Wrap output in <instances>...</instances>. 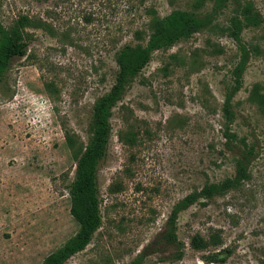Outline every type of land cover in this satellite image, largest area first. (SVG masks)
Listing matches in <instances>:
<instances>
[{"label": "rangeland", "instance_id": "obj_1", "mask_svg": "<svg viewBox=\"0 0 264 264\" xmlns=\"http://www.w3.org/2000/svg\"><path fill=\"white\" fill-rule=\"evenodd\" d=\"M192 2L0 0L5 26L31 19L27 53L0 80V264H41L77 232L69 185L93 105L114 82L116 52L146 43L154 13ZM247 2L261 25L241 31L250 59L237 86L240 52L228 29ZM196 12L213 23L155 51L114 106L98 172L102 224L64 264H264V106L251 99L256 84L264 93V0L209 1ZM128 128L138 133L133 146L119 138ZM240 164L239 186L183 209L169 242L174 205L234 178ZM197 234L207 248L192 246Z\"/></svg>", "mask_w": 264, "mask_h": 264}, {"label": "trees", "instance_id": "obj_2", "mask_svg": "<svg viewBox=\"0 0 264 264\" xmlns=\"http://www.w3.org/2000/svg\"><path fill=\"white\" fill-rule=\"evenodd\" d=\"M209 1L216 8L222 7L226 2V0H193L192 9L177 8L163 17L154 13L149 20L150 33L146 43L126 44L116 52L117 72L114 82L106 93L96 99L93 105L89 123L91 137L77 159L74 178L69 185L70 213L78 222L79 228L60 247L48 254L41 264H64L71 256L85 249L91 242L94 233L100 228L102 214L98 172L102 160L108 153L112 135L113 108L122 99L133 79L149 63L155 51L171 47L213 23L212 13L202 16L196 12V9ZM241 15V18H232L228 29L240 52L239 59L233 69L237 86L240 84L250 59V49L243 42L241 31L246 26L261 25V14L254 8L252 2L243 5ZM30 24L31 19L27 15L20 17L10 27L5 26L0 20V80L8 71L12 59L27 53L28 38L25 28ZM251 99L264 106V93L260 92L258 84L253 88ZM229 101L230 96L226 99L224 112L226 117L231 119L232 112L229 108ZM228 135L234 136V134ZM119 138L123 143L133 146L137 143V130L128 128L126 131L120 132ZM243 177H246V174L240 164L234 178H227L217 183H207L200 190H195L179 200L168 217L166 239L169 242H177V220L183 209L199 198L210 199L238 187ZM191 243L196 249L207 248L210 245V242L199 234L193 236ZM178 257H181V254ZM208 259L209 261L216 260L214 256H210ZM131 264H141V257H137Z\"/></svg>", "mask_w": 264, "mask_h": 264}]
</instances>
